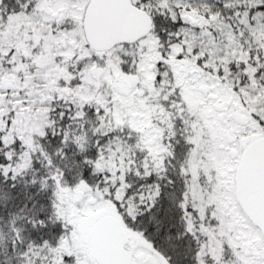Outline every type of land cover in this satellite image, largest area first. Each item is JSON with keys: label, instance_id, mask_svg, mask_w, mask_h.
I'll return each mask as SVG.
<instances>
[{"label": "snow or ice", "instance_id": "1", "mask_svg": "<svg viewBox=\"0 0 264 264\" xmlns=\"http://www.w3.org/2000/svg\"><path fill=\"white\" fill-rule=\"evenodd\" d=\"M0 264H264V0H0Z\"/></svg>", "mask_w": 264, "mask_h": 264}]
</instances>
